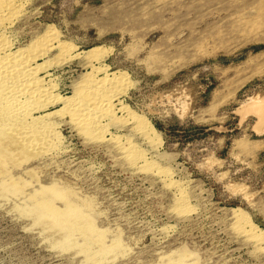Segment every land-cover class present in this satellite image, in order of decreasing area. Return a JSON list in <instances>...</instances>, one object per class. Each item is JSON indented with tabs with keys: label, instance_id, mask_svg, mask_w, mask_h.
Here are the masks:
<instances>
[{
	"label": "rangeland",
	"instance_id": "rangeland-1",
	"mask_svg": "<svg viewBox=\"0 0 264 264\" xmlns=\"http://www.w3.org/2000/svg\"><path fill=\"white\" fill-rule=\"evenodd\" d=\"M21 4L5 34L36 51L57 31L35 60L54 94L81 91L92 65L127 85L102 134L55 100L33 112L62 110L47 146L0 134V264H264V239L232 211L264 233V0Z\"/></svg>",
	"mask_w": 264,
	"mask_h": 264
},
{
	"label": "bare ground",
	"instance_id": "bare-ground-1",
	"mask_svg": "<svg viewBox=\"0 0 264 264\" xmlns=\"http://www.w3.org/2000/svg\"><path fill=\"white\" fill-rule=\"evenodd\" d=\"M21 5H22L21 0H0V134H1V136L4 135V133H5L14 139L12 141L16 140L18 142L21 140L22 141L23 140H28V141L30 140L29 142L35 141L36 144H39V145H42V144L46 145L45 143L50 144V142H52L53 139L58 138V132L56 131L54 124L53 125L49 124L48 123L49 121L46 122V119H47L48 115H52V114H56V113L58 114V112L62 111L61 109L46 113L45 117H36L35 115H33L34 111H38L39 109H41L43 107L45 108L46 103L42 104L40 102H45L48 100L50 102H52L53 100H55L56 102L57 101L63 102L65 104L64 105L65 107H63V108L68 110L67 112L71 116L70 119L72 120V122H74L75 124H77L81 128H83L82 129L83 131H87V132L95 134V133H99L101 130L103 131L104 129H107L108 125L104 124V120L106 119V117L109 114H111V113H112V115L116 114V112L113 114V112L115 110L114 108H116L115 104H117V103H115V101H117L119 99V95H122V94H120L122 89H123L122 93H124V89L126 90V88H124L125 86H123V84L127 85V83H124L125 79L127 77V74L119 71L120 73H114L111 79L110 78H97L96 72L100 71L98 73H101V72H103L102 70H106V67H105V65L103 67H99V66L94 67V65H92L93 66L92 72L90 74H86L87 77L86 78L84 77L85 79H83L82 80L83 82H81V85H80L81 91H80V89L78 91L76 90L77 92L72 97H63L59 93L54 94L53 93V91H54L53 86L54 85L52 86L51 85L52 83L51 84L46 83L44 81L43 77L40 76V72L43 71L44 69L47 70V68H45V66H43V64H40V63L35 64V60L38 57L40 58V57H43L46 54H48L49 49L51 51V48L53 47L54 42L59 39L57 31H55L53 28H48V30H50L49 32L45 31L46 33H44L43 36H41L39 38L40 42H43V41H45V42L41 43V46H39L40 49H38V47L36 48V51L39 50L38 52H36L35 49H33L36 52L35 54L34 53L32 54L31 52H34V51L33 50L31 51L29 49H28V51L24 50V49L13 51L11 49V45L9 42L10 40L8 39V37L5 34V31L8 28V26L11 25L15 21V18L17 16H19L18 14L20 13V11L22 9ZM35 42H36V40L34 41V43ZM37 42H38V40H37ZM40 42L38 43L39 45H40ZM68 45H70V44H68ZM36 46L37 45H35V47ZM66 46H67L66 43L63 44L62 42H60L58 44L57 48L60 47V50H61V48L64 49ZM71 46L74 48L73 45H71ZM99 50H102V49H99ZM93 51H94V49H91L89 51V53L91 54V52H93ZM61 52H62L61 54H64L65 51L64 52L61 51ZM61 54H59V55H61ZM86 54H88V53H86ZM63 56H62V58H63ZM85 58L87 59L88 57H84V59ZM97 59H99V58H97ZM92 60H95L93 58V56L90 57L89 61L92 62ZM85 61H87V60H85ZM108 76L106 75V77H108ZM78 84H80V83H78ZM128 85H130V83ZM53 102H52V104H53ZM37 103H40V106H37ZM119 103L121 105L120 108L123 111H125V113H127L129 116H131V118L132 117H133V119L139 118L138 115H136L132 110H130L128 108L127 104L122 103V101H119ZM45 109H47V108H45ZM48 118H49V116H48ZM140 118L142 119L145 117H140ZM121 120L122 119H119V121H121ZM145 120H147V119L145 118ZM145 120H143L144 123H145ZM124 121L126 123V120H124ZM127 121H129V119ZM141 121L140 122L138 121V122L141 123ZM133 123H135V122H133ZM146 125L148 126L151 133L158 135V131L152 125L151 122L147 121V123H145V125H142V126H146ZM147 126H146V128H147ZM136 127H139L136 130H140L141 126H136ZM142 129L140 131H142ZM145 130L147 131L148 129H145ZM145 130L143 132H145ZM147 132H149V131H147ZM83 134H85V133L83 132ZM143 134L147 135V133H143ZM149 137H151V136H149ZM149 137H148V139H149ZM103 138H104V136H103ZM119 139H120V137H119ZM127 140H129V139H127ZM40 143H42V144H40ZM153 143L154 142H152V144ZM12 144H13V142H12ZM21 144H22V142H21ZM33 144H34V142H33ZM33 144H30V145H33ZM36 144H35V146H38L40 148V146L36 145ZM120 144H122V143H120ZM155 144H156V142H155ZM52 146H53V144H52ZM23 147H24V145H23ZM41 147L43 148L44 146H41ZM27 148H30V147H27ZM42 148H40V149H42ZM35 149H37V147ZM42 150H44V148ZM132 152H133V150H132ZM22 153H23V151H22ZM27 153H29V152H27ZM139 153H141V152H139ZM130 154H131V152H130ZM136 154H137V152H136ZM142 159H145V158L143 157ZM132 161H133V158H132ZM138 161H140V160H138ZM163 172H165V171H163ZM165 173H167V172H165ZM182 200L184 201L185 198H183ZM232 211H233L234 216H236L238 219L241 218V215L243 216L242 220H244L247 224H249V226L251 227V231L253 232V235H255L256 237H258L261 240L264 239V233L260 232L257 229L256 225L247 216H245L244 213H242V212H240V210L234 209V208L232 209ZM236 222H237V220H236ZM238 223H239V221H238ZM242 224H243V221H242ZM248 232H249V230H248ZM252 232H249V233H252ZM263 250H264V248H263Z\"/></svg>",
	"mask_w": 264,
	"mask_h": 264
}]
</instances>
